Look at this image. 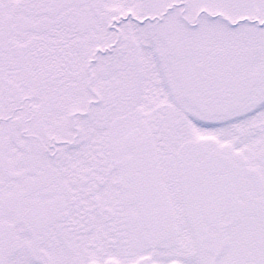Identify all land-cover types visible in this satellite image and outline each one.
<instances>
[{
    "label": "snow or ice",
    "instance_id": "1",
    "mask_svg": "<svg viewBox=\"0 0 264 264\" xmlns=\"http://www.w3.org/2000/svg\"><path fill=\"white\" fill-rule=\"evenodd\" d=\"M0 264H264V0H0Z\"/></svg>",
    "mask_w": 264,
    "mask_h": 264
}]
</instances>
